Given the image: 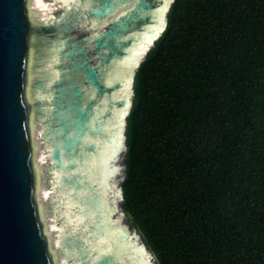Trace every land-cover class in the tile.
<instances>
[{
  "label": "water",
  "instance_id": "1",
  "mask_svg": "<svg viewBox=\"0 0 264 264\" xmlns=\"http://www.w3.org/2000/svg\"><path fill=\"white\" fill-rule=\"evenodd\" d=\"M173 2L0 0V264H158L121 185L135 74Z\"/></svg>",
  "mask_w": 264,
  "mask_h": 264
},
{
  "label": "trees",
  "instance_id": "2",
  "mask_svg": "<svg viewBox=\"0 0 264 264\" xmlns=\"http://www.w3.org/2000/svg\"><path fill=\"white\" fill-rule=\"evenodd\" d=\"M134 79L122 208L158 264H264V0H174Z\"/></svg>",
  "mask_w": 264,
  "mask_h": 264
},
{
  "label": "rangeland",
  "instance_id": "3",
  "mask_svg": "<svg viewBox=\"0 0 264 264\" xmlns=\"http://www.w3.org/2000/svg\"><path fill=\"white\" fill-rule=\"evenodd\" d=\"M145 59V58H144ZM143 59V60H144ZM125 153H126V145H125ZM124 167H125V164H124ZM124 178H125V176H124ZM140 234V233H139ZM141 235V234H140ZM141 237H142V235H141ZM143 239V238H142ZM152 253V252H151ZM152 255H153V253H152ZM153 257H154V255H153ZM155 258V257H154ZM155 260H156V258H155ZM157 262V261H156Z\"/></svg>",
  "mask_w": 264,
  "mask_h": 264
},
{
  "label": "snow or ice",
  "instance_id": "4",
  "mask_svg": "<svg viewBox=\"0 0 264 264\" xmlns=\"http://www.w3.org/2000/svg\"><path fill=\"white\" fill-rule=\"evenodd\" d=\"M137 251L140 252L141 254H143V249H137Z\"/></svg>",
  "mask_w": 264,
  "mask_h": 264
}]
</instances>
